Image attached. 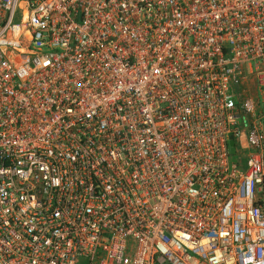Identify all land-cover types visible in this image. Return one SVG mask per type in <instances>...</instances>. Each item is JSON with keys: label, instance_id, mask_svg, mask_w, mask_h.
<instances>
[{"label": "built area", "instance_id": "2783aa9c", "mask_svg": "<svg viewBox=\"0 0 264 264\" xmlns=\"http://www.w3.org/2000/svg\"><path fill=\"white\" fill-rule=\"evenodd\" d=\"M0 264H264V0H0Z\"/></svg>", "mask_w": 264, "mask_h": 264}, {"label": "water", "instance_id": "95a60500", "mask_svg": "<svg viewBox=\"0 0 264 264\" xmlns=\"http://www.w3.org/2000/svg\"><path fill=\"white\" fill-rule=\"evenodd\" d=\"M229 146H230V153L231 155L235 154V147H234V141H233V137H230L229 139Z\"/></svg>", "mask_w": 264, "mask_h": 264}]
</instances>
